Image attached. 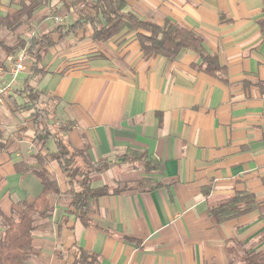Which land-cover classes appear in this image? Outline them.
Returning a JSON list of instances; mask_svg holds the SVG:
<instances>
[{"label": "crops", "instance_id": "crops-1", "mask_svg": "<svg viewBox=\"0 0 264 264\" xmlns=\"http://www.w3.org/2000/svg\"><path fill=\"white\" fill-rule=\"evenodd\" d=\"M14 11L10 0H0V17ZM127 11L194 29L227 82L206 73L190 50L173 61L145 57L136 32L123 30L104 42H94L87 26L61 40L54 35L44 76L29 80L22 72L0 103V208L20 212L21 203L43 191L34 174L41 148L34 141V109L24 93L30 84L54 122L68 127L64 138L73 150L93 163L111 162L92 174L94 186L111 194L97 201L89 226L68 201L54 199L53 218L33 235L29 264H81V250L101 264H244V255L264 251V215L218 223L211 208L243 191L264 201V2L128 0ZM79 18L78 10L54 1L16 31L0 34L12 46L18 37L58 27L65 32ZM7 58L0 84L9 78ZM47 148L53 152L55 144ZM130 151L151 156L161 169L127 161ZM48 168L65 191L68 179L59 165ZM142 181L159 187L140 189ZM119 188L125 191L112 193Z\"/></svg>", "mask_w": 264, "mask_h": 264}, {"label": "trees", "instance_id": "trees-1", "mask_svg": "<svg viewBox=\"0 0 264 264\" xmlns=\"http://www.w3.org/2000/svg\"><path fill=\"white\" fill-rule=\"evenodd\" d=\"M57 1L67 11L78 10L80 18L71 28L64 32L62 27L44 34H35L27 39L17 38L12 46H5L0 34V65L10 55L26 51L28 55L27 71L29 80L41 78L45 74L43 61L45 54L56 45L54 35L60 40L75 30L89 27L94 42H104L118 35L123 30L136 32L141 51L147 58L165 57L173 61L186 50L197 53L202 59L201 68L224 82H227L225 69L218 62L216 55L210 54L204 44L202 35L194 29L183 27L167 20L164 24L147 22L132 12L127 11L128 0H10L15 7L13 13L0 17V30L16 31L26 22L31 21L36 13ZM264 2V0H263ZM264 35V16L259 22ZM26 105L33 107L35 119L34 141L41 148L36 160L40 169L34 174L43 186L42 193L33 202L19 205L20 212L7 215L0 208V264H29L33 251V235L37 228L53 218L55 207L53 200L68 201V207L75 210V215L84 225L91 224L97 201L111 194L107 187L96 188L92 174L109 168V160L93 163L84 152L73 150L65 140L68 127L54 122L51 112L40 106L41 92L26 86ZM0 134V139H1ZM53 142L55 151L51 152L47 144ZM45 149L47 154L41 152ZM4 145L0 143V152ZM130 155V156H129ZM127 161H142L147 169L160 170L161 165L151 156L130 151ZM57 163L67 177V188L62 191L56 177L48 166ZM24 168V166H20ZM27 171V170H25ZM140 189L153 190L159 187L150 181H142ZM125 189H116L112 193L119 194ZM259 211L264 215V201H259L254 193L238 192L236 195L211 208V215L218 223L236 219L251 212ZM244 264H264V251L246 254L242 257ZM78 262L81 264H101L98 256L80 251Z\"/></svg>", "mask_w": 264, "mask_h": 264}, {"label": "built area", "instance_id": "built-area-1", "mask_svg": "<svg viewBox=\"0 0 264 264\" xmlns=\"http://www.w3.org/2000/svg\"><path fill=\"white\" fill-rule=\"evenodd\" d=\"M10 68L8 70V80L0 84V103H3L13 93L18 82L19 75L27 70L28 55L26 51H20L7 58ZM6 72L0 68V77H4Z\"/></svg>", "mask_w": 264, "mask_h": 264}]
</instances>
